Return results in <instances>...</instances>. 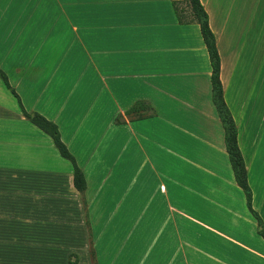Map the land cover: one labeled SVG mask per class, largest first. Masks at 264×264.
Instances as JSON below:
<instances>
[{"label":"crops","instance_id":"1","mask_svg":"<svg viewBox=\"0 0 264 264\" xmlns=\"http://www.w3.org/2000/svg\"><path fill=\"white\" fill-rule=\"evenodd\" d=\"M201 2L264 222V0ZM0 70L87 181L0 77V264H264L201 27L173 0H0Z\"/></svg>","mask_w":264,"mask_h":264},{"label":"trees","instance_id":"2","mask_svg":"<svg viewBox=\"0 0 264 264\" xmlns=\"http://www.w3.org/2000/svg\"><path fill=\"white\" fill-rule=\"evenodd\" d=\"M173 3L178 19L181 23H198L201 27L202 36L209 52L213 70L211 76L212 98L225 130V143L227 152L230 157L236 182L243 189L247 198L248 207L258 221L259 234L264 238V222L252 206L253 192L249 185L246 162L239 145L238 126L230 108L228 107V104L226 103L224 96V87L221 80V56L218 49L216 36L210 26L209 15L205 10L201 0H189L193 12V19L185 21L184 16L179 12L178 8L176 7L174 0ZM0 77L2 78L6 86L13 92V94L19 100L21 108L23 109L24 116L32 124H34L36 127H38L47 135H49L52 138L60 155L73 164L74 185L79 192L84 193L87 189L86 177L82 169L77 164L75 157L72 155L66 144L62 141L61 133L58 126L38 113H28L24 108L19 95L12 88L7 74L0 70ZM142 111L151 112L152 107L149 106L144 109L141 103H138L134 108H132L131 111L128 112V115H136L137 119H142L144 118V114L142 113Z\"/></svg>","mask_w":264,"mask_h":264},{"label":"rangeland","instance_id":"3","mask_svg":"<svg viewBox=\"0 0 264 264\" xmlns=\"http://www.w3.org/2000/svg\"><path fill=\"white\" fill-rule=\"evenodd\" d=\"M179 12L184 16L185 21L193 19V12L189 0H174Z\"/></svg>","mask_w":264,"mask_h":264}]
</instances>
